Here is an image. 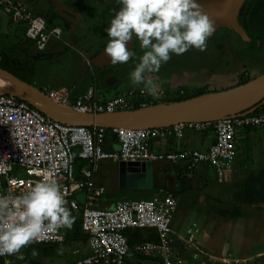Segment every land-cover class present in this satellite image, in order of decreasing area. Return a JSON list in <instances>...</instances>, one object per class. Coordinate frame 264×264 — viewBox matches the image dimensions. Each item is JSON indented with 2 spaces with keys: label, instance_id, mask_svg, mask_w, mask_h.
<instances>
[{
  "label": "built area",
  "instance_id": "obj_1",
  "mask_svg": "<svg viewBox=\"0 0 264 264\" xmlns=\"http://www.w3.org/2000/svg\"><path fill=\"white\" fill-rule=\"evenodd\" d=\"M0 7L15 23L25 26L26 37L37 43L40 50L51 37L60 39L62 36L60 26L50 27L43 16L36 15L21 1L0 0ZM42 91L56 103L85 113L131 110L136 104L138 108L155 104V100L145 98L147 92L144 89L109 99H102L92 87L77 98L73 97V88L65 85ZM160 92L164 94L162 90ZM187 125L213 126L215 141L205 150L186 148L158 153L152 147V140L168 128L112 129L119 147L106 150L102 142L109 129L63 123L25 100L0 95V194L19 195L45 175L54 179L63 190L66 207L73 216L81 218V231L87 236L88 252L81 254L76 249L74 253L81 254L76 264H126L131 253L154 256L162 264H225L217 263L214 257L216 261H193L175 246L174 218L178 201L172 195L157 193L148 199L127 198L112 207L101 204L107 189L95 182L99 162H177L189 158L192 161L190 167L207 163L223 171L233 165L238 130L264 129V109L212 123L180 124L174 126L178 137H183V127ZM77 158L89 164L82 169L83 177L75 174ZM81 193H87L84 205L78 199ZM82 206L83 211L80 210ZM138 229L155 230L159 240L137 243L132 251L128 232ZM67 231L62 227L50 229L34 243L63 245L67 241ZM195 239L196 229H190L189 245L194 244ZM2 260L1 264H15L11 256H4ZM252 260L228 259V263L255 264Z\"/></svg>",
  "mask_w": 264,
  "mask_h": 264
},
{
  "label": "rangeland",
  "instance_id": "obj_2",
  "mask_svg": "<svg viewBox=\"0 0 264 264\" xmlns=\"http://www.w3.org/2000/svg\"><path fill=\"white\" fill-rule=\"evenodd\" d=\"M17 1L25 3L24 0ZM59 1L69 10V14L66 13L63 16L60 14L53 19L50 18V20H52L51 23L53 26L56 25L62 28L61 38L51 37L45 44L43 50H40L37 43L32 41L33 43L31 42V46L27 52L28 56L25 57L29 65L33 67L34 75L32 80L34 81V85L40 89L52 88L57 85H76L78 88L81 86V89H84V85L87 87L92 86V81L95 78L96 83H99V86L97 85L98 95L102 98L106 96L107 98L126 96L129 91L139 92L143 89L142 85H132L128 76L129 73L134 70L139 55L142 54L138 40H133L132 42V47L137 58L130 59L127 63H119L114 66L117 68L116 71L121 82L112 88H104L102 86V79L99 77L102 69L94 62L96 56L104 51L108 39L106 28L115 12L121 7L119 0ZM247 1L248 0L242 1L238 10L237 22L241 31L245 32L247 36L250 37L242 26V19L240 18ZM50 2L49 0H38L36 5L38 9L41 8L46 14H49ZM67 21L71 23L70 27L67 25ZM13 23L7 21V28L3 33L10 38L11 41L24 39L23 28H19ZM254 38L256 39H251L257 42L256 46L244 42L240 36L236 35L228 28L215 30L214 34L207 40V47L204 51L193 48L183 55H173L166 64L162 65L159 72L149 74V78L153 79L156 84L158 83L159 89L165 90L167 88V94L165 96L160 92L163 95V100H161L163 102H167L172 98L184 97L185 95L189 96L204 91L205 93L219 92L233 88L241 84L244 79H253L264 73V39L258 36ZM25 43L26 40L25 42L22 40V46ZM217 43L222 45L225 51L218 49ZM126 76L128 77L126 78ZM84 90H86V88ZM84 90H80V92ZM109 163L108 166H104V170H108L111 173L112 165L111 162ZM232 169L233 166L229 169L218 171V173L226 175L231 172ZM132 191L133 192H129L130 194L127 196L125 195L127 191H122L121 195L124 194V196H126L122 199H148L152 197L148 195L149 192L139 193V191L136 190ZM164 192L166 191H160L158 193L164 194ZM194 193H196V196L193 200L188 199L179 201L180 207L175 213L174 220L177 224L181 225L182 223V228H184L185 232L188 227L187 225L193 224L191 220L195 216V218L199 217L197 221H199V225L203 228L206 226V230L209 231L208 233L211 235V241L208 242L209 238L207 239L205 236L207 233L202 228L201 231L199 230V233H196V241H201V245L208 246V248H211V244H214L217 249L215 237L216 235L220 238L224 237L225 233L221 232V230L225 227L224 224L226 222L220 216L212 217V215L215 214L213 211L209 212L206 210V212L203 211V209L200 211L198 206H200V198L204 196V194L201 193L197 195V190L194 191ZM155 194L157 193H154V195ZM172 196L176 198L174 194ZM202 202L204 204L207 200L204 199ZM204 215L207 216L205 217ZM203 217L208 220L203 221ZM243 222H247L248 232H245L246 230L244 229L227 230L226 235L232 239V242H230L229 245H220V247L228 248L231 251L237 249L242 250L244 255H250L253 252L261 250L262 252L255 254V257L251 259H253L252 261H254L255 264H264V211L249 213L248 219L245 218ZM210 228H212V230ZM182 241L184 240H179L180 248L181 245H184ZM77 244L78 243L68 242L58 247L54 254L48 256L35 250L33 247L27 246L21 249L25 259L17 260L16 257L13 256V260L15 264H75L78 255H76L74 251L78 246ZM42 245L45 244H39V246ZM199 249L198 243L192 244L189 247L186 245L184 246V251L188 253L187 255H189L190 259L193 261H207L206 259L216 261L212 258L214 256H204L202 253L205 252H199ZM33 250H35L36 255H33ZM214 258L218 260L216 261L217 263L222 262L225 264H229L228 259H239L234 256ZM136 260L133 259V262H135L134 264H141Z\"/></svg>",
  "mask_w": 264,
  "mask_h": 264
},
{
  "label": "crops",
  "instance_id": "obj_3",
  "mask_svg": "<svg viewBox=\"0 0 264 264\" xmlns=\"http://www.w3.org/2000/svg\"><path fill=\"white\" fill-rule=\"evenodd\" d=\"M31 1L37 2L38 0H24V2L28 4V6H30L31 8L38 7L36 5L33 6ZM66 13L67 12H65L64 15ZM7 21L12 23L14 22L9 17V15L4 11V9L0 7V33L5 32L7 28ZM13 24L17 25L19 28L20 27L23 28V34L25 38L26 37L25 26L15 22ZM25 39H26V44H29L30 41L32 42V40L27 37ZM103 52L104 51L100 52V54ZM110 64L111 63L102 67L99 66L102 69L101 73L99 74V77L100 79H102L101 83L104 88H112L118 82L117 76L115 74H112L111 73L112 71L108 73L106 71L107 69L109 70L108 66ZM113 77H115L117 80L113 79ZM92 83H93L92 86H88V87L85 85L83 86V88L84 89L86 88V90L81 89V86H79L78 88L76 85L75 86L65 85V86L73 88V97L77 98L80 95L84 94L91 87L95 88L98 93L99 83H96L95 78L92 81ZM58 86H62V85H57L52 88H56ZM80 90H84V91L80 92ZM159 90L160 91L162 90L165 93L163 94L164 96L167 94V88L165 90L164 89H159ZM163 95H161L160 93L158 97H153V96L150 97L147 94L145 98L148 99L149 101L155 100L154 103L158 104V103H163V101H161L163 100L162 98ZM102 99H109V98H107L106 96ZM183 132H184L183 137H178L175 132V127H170L166 129L158 138L152 140L153 149L158 153L180 151L186 148L205 150L208 149L209 146L215 141V128L213 126L199 128L197 126L187 125L183 127ZM118 147H119L118 141H114L113 146L111 148L115 150L118 149ZM109 162H111L112 165L111 173L108 170H104V166H108L110 164ZM191 163L192 161L189 158L180 159L177 162L161 161L160 169L155 177V183L152 189L125 190L120 188L119 186L118 162H114L111 160L101 161L97 164V170L94 176L95 182L97 184L105 186L107 189V193L105 196L106 198L104 201L101 202V204L102 206L105 207H112L123 197L129 195L130 194L129 192H133L132 190L139 191V193L149 192L148 195H150V197L153 196L154 193L158 191H166L164 192V194H168V195L174 194L176 196V199L178 201V209H179L180 207L179 201L188 200V199L193 200L194 197L196 196L195 195L196 193H194V191L197 190L198 191L197 195L201 193L204 194V196H201V198L199 197L201 200L200 206H198L200 208V211L202 209L203 211L206 210L209 212L213 211L215 214L212 215V217L220 216L226 222L224 224L225 227L223 228V230H221V232L225 233L224 237L220 238L217 235L215 237V241L218 247L217 249L214 246V244H211L212 245L211 248H208V246H202L200 243L201 241L199 242L198 240L196 241L195 239L196 242L194 241V244L198 243V248H200L199 252L204 251L205 253H202L204 256H214V257L234 256L239 259L252 258L255 257L254 256L255 254L262 252L261 250H259L257 252H253L250 255H244V252H242V250L237 249L231 251L228 248L220 247V245L225 246V245H229L230 242H232V239L226 235L227 230L244 229L246 230L245 232H248L247 231L248 224L247 222H243L244 219L245 218L248 219L249 213L252 212L257 213L258 211L260 212L264 211V129L243 128L238 130L237 138H236L235 158L232 165L233 169L231 172L227 173L226 175L219 174L218 169L216 167L211 166L207 163H198L190 167ZM88 165L89 164L86 163L85 161L77 158L75 163L76 176L83 177L82 169ZM167 175H170V177L174 178V181L172 183L168 179ZM183 179H185V181H183ZM122 191H127V193H125L126 196H124V194L121 195ZM203 198L207 200V202L204 204L202 202L204 200ZM221 209H225L226 214H222L220 212ZM236 210L238 214H232V211H236ZM204 216L206 217L207 215ZM73 217L75 219H81L79 216L78 217L73 216ZM195 217L191 220L193 221V224L192 225L188 224L187 225L188 227L186 228L185 232H184V228H182V223L181 225L177 224L174 220V231H175L174 237L177 246L180 245L179 240H184L182 241L184 245H181V248L184 247L185 245L189 246L187 238L190 229H196V233H199V230L201 231V228L204 229V231L207 233L205 235L206 238L207 239L209 238L208 242L211 241V235L210 233H208L209 231L206 230V226L205 228H203L201 225H199V221H197L199 217L197 218ZM207 220L208 219H205L203 217V221H207ZM210 229L212 230V228ZM136 231H140L142 233H146V232L149 233L153 231V229H145V230L138 229L132 232H136ZM77 245L78 246L76 249L79 250V253L84 254L88 252L87 240ZM81 254H78L77 258H79V255ZM148 256H150L151 258L152 257L155 258L154 256L151 255ZM133 259L135 260L137 259L136 261H138V263L141 264H162V261L159 258L143 260L138 256H136V253H131L129 255L126 264H134L135 262H133Z\"/></svg>",
  "mask_w": 264,
  "mask_h": 264
},
{
  "label": "clouds",
  "instance_id": "obj_4",
  "mask_svg": "<svg viewBox=\"0 0 264 264\" xmlns=\"http://www.w3.org/2000/svg\"><path fill=\"white\" fill-rule=\"evenodd\" d=\"M119 4L106 28L104 54L112 65L127 63L137 58L128 44L138 40L142 54L129 73L130 82L158 97L159 87L149 74L159 72L173 55L193 48L204 51L215 21L199 0H119ZM73 223L62 188L48 175L19 195L0 194V257L24 260L22 248L50 229H71Z\"/></svg>",
  "mask_w": 264,
  "mask_h": 264
},
{
  "label": "water",
  "instance_id": "obj_5",
  "mask_svg": "<svg viewBox=\"0 0 264 264\" xmlns=\"http://www.w3.org/2000/svg\"><path fill=\"white\" fill-rule=\"evenodd\" d=\"M50 1L60 14L69 13V10L59 0ZM241 4L242 2L240 6ZM237 27L240 29L239 24ZM98 57L99 55L94 60L96 65L102 67L110 63H102ZM0 71L7 76L5 82L0 81V95L8 94L25 100L54 120L88 127L165 129L180 124L212 123L226 118L248 115L264 105V73L233 88L219 92H206L185 100L163 102L131 110L85 113L58 104L37 86L2 68ZM106 71L109 72L108 69ZM113 79L117 80L115 77ZM160 165L159 161H120L118 163L120 188L125 190L152 189ZM167 177L171 183L174 181L170 175ZM85 197V193L78 196L82 205L85 204Z\"/></svg>",
  "mask_w": 264,
  "mask_h": 264
},
{
  "label": "trees",
  "instance_id": "obj_6",
  "mask_svg": "<svg viewBox=\"0 0 264 264\" xmlns=\"http://www.w3.org/2000/svg\"><path fill=\"white\" fill-rule=\"evenodd\" d=\"M50 2V0H49ZM32 5L35 6L36 2L31 1ZM50 12L49 14H46L43 9L38 7H32L34 13L36 15H41L43 16L48 25L50 27H53V24L51 23L53 18L58 17L59 14L58 12L55 10V6L53 5L52 2H50ZM37 6V5H36ZM242 26L245 28V30L247 32L250 33V35L252 37L258 36L260 38L264 39V0H251V1H247L244 9L242 11ZM70 22L67 21V25L70 27ZM55 25V24H54ZM26 38V37H25ZM21 39V40H10V38H8L4 33H0V53H1V62H0V68L12 73L13 75H15L16 77L27 81L31 84L34 83V81L32 80V77L34 75L33 73V67L29 65L27 59L25 58L26 56H28L27 52L29 51V48L31 46V41L29 44H24L22 46V40L25 42L26 39ZM256 39V38H255ZM33 43V42H32ZM219 49H222L223 51H225V48L222 45H218ZM24 57V59H23ZM4 78V76H3ZM251 79H244L241 84L249 81ZM204 92H200V93H195V94H191L189 96H184V97H176V98H172L171 100H168L167 102H171V101H180V100H185L200 94H203ZM138 108V104H136L134 106V109ZM260 109H264V105L261 106L258 110ZM250 129V128H247ZM117 141V136L115 135V133L113 132L112 129H109L107 131V135L103 140V146L106 150H114L111 147L113 146V142ZM186 179V177H185ZM185 179H183V181H185ZM160 192V191H158ZM156 192V193H158ZM81 211H83V206L80 209ZM220 212L222 214H226V210L225 209H221ZM232 214H238L237 210L236 211H232ZM240 214V213H239ZM81 219H75L74 218V223L71 227V229H68V233H67V241L64 243H68V242H74V243H83L87 240V236L83 235L82 231H81ZM128 237H129V244L131 247V250L133 251L135 244L137 243H143V242H147V241H158V234L155 230L151 231V232H146V233H142L140 231H136V232H128ZM63 244V245H64ZM30 247L35 248V250L45 254V255H52L55 253L56 249L58 247H60L61 245L58 244H45L42 246H39V244L37 243H32L30 245H28ZM175 246L177 248H179L180 250L184 251V247L180 248L179 246H177V244H175ZM190 246V245H189ZM188 246V247H189ZM15 256V255H13ZM11 256V258L13 259L14 257ZM136 256H138L139 258L145 260V259H155V258H151L150 256L146 255V254H138L136 253ZM78 259V258H77ZM2 257H0V264L2 263ZM76 264V263H75Z\"/></svg>",
  "mask_w": 264,
  "mask_h": 264
},
{
  "label": "bare ground",
  "instance_id": "obj_7",
  "mask_svg": "<svg viewBox=\"0 0 264 264\" xmlns=\"http://www.w3.org/2000/svg\"><path fill=\"white\" fill-rule=\"evenodd\" d=\"M199 2L203 5L209 17L215 21V30L228 28L236 35L240 36L244 42L256 46L257 42L245 35L237 27L238 8L242 0H199ZM132 45V41H130L128 47ZM98 58L102 63H108L109 61V58L104 53L100 54ZM105 58H107L108 61H106ZM6 80L7 76L0 71V81L5 82Z\"/></svg>",
  "mask_w": 264,
  "mask_h": 264
},
{
  "label": "flooded vegetation",
  "instance_id": "obj_8",
  "mask_svg": "<svg viewBox=\"0 0 264 264\" xmlns=\"http://www.w3.org/2000/svg\"><path fill=\"white\" fill-rule=\"evenodd\" d=\"M248 1H251V0H248ZM246 4V3H245ZM55 10H56V7H55ZM57 11V10H56ZM58 14L60 15V13L58 12ZM62 15V14H61ZM63 16V15H62ZM242 16V15H241ZM241 19H242V17H240ZM241 22H242V20H241ZM245 29V28H244ZM221 30V29H220ZM247 32V31H246ZM249 35H250V33L249 32H247ZM250 37L251 38H253V39H255L254 37H252L251 35H250ZM217 45H219L218 43H217ZM218 47V46H217ZM218 49H219V47H218ZM104 53V52H103ZM103 53H101V54H103ZM106 59V61H108V59L107 58H105ZM109 62V61H108ZM119 64V63H118ZM117 64V65H118ZM114 66H116V65H112V64H110L108 67H109V72H111L112 74H115L116 76H117V78H118V82H117V84L118 83H120L121 82V80L119 79V77H118V73H117V71H116V67H114ZM129 76V75H128ZM128 76H126V78L128 77Z\"/></svg>",
  "mask_w": 264,
  "mask_h": 264
}]
</instances>
